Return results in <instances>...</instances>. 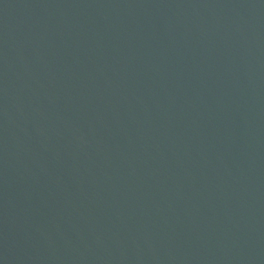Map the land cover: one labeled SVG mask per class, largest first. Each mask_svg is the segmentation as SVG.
I'll return each mask as SVG.
<instances>
[{
	"label": "water",
	"instance_id": "obj_1",
	"mask_svg": "<svg viewBox=\"0 0 264 264\" xmlns=\"http://www.w3.org/2000/svg\"><path fill=\"white\" fill-rule=\"evenodd\" d=\"M0 264H264V0H63L0 112Z\"/></svg>",
	"mask_w": 264,
	"mask_h": 264
}]
</instances>
